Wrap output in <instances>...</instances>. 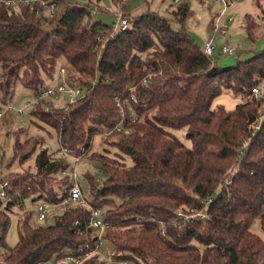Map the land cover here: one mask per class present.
<instances>
[{
    "label": "trees",
    "instance_id": "16d2710c",
    "mask_svg": "<svg viewBox=\"0 0 264 264\" xmlns=\"http://www.w3.org/2000/svg\"><path fill=\"white\" fill-rule=\"evenodd\" d=\"M48 1L63 5L49 28L29 4H0L1 87L7 96L20 81L38 94L45 87L42 72L53 78L62 58L73 80L84 85L96 80L70 108L50 112L40 102L32 112L56 129L61 146L84 145L85 157L90 154L99 163L105 178L86 175L92 197L87 200L107 208L104 238L114 246L111 259L118 264H264V239L251 230L259 219L264 232V114L258 111L261 100L252 94L264 84V50L235 65L215 64L188 32L194 12L187 3L172 12L179 29L148 10L126 15L129 27L108 38L117 17L109 27L94 19L103 0ZM111 1L121 7L126 0ZM244 21L249 32L257 26L251 14ZM150 74V82L143 84ZM224 88L244 101L231 110L213 109ZM115 95L126 109L133 107L136 121L128 109L121 116ZM121 123L131 132L112 141L120 151L115 157L90 151L101 128ZM171 129H186L192 146ZM38 145L35 136L27 137L16 143L15 155L25 162ZM2 165L0 157V174ZM69 167L68 160L44 148L34 172L4 176L9 185L0 196V264H70L64 257L93 241L87 227L91 212L75 205L51 225H33L26 213L16 245L6 243L8 211L33 193L41 201L62 204L73 183L63 175ZM60 177L61 184L54 185ZM211 197L205 208L203 201ZM177 208L205 210L211 217L174 228L170 222ZM105 263L95 254L81 264Z\"/></svg>",
    "mask_w": 264,
    "mask_h": 264
},
{
    "label": "rangeland",
    "instance_id": "374dc122",
    "mask_svg": "<svg viewBox=\"0 0 264 264\" xmlns=\"http://www.w3.org/2000/svg\"><path fill=\"white\" fill-rule=\"evenodd\" d=\"M257 0H233L230 9L223 11L221 5L216 0H206L201 3L194 2L191 5V9L194 14L189 20L188 32L197 44L201 47L205 45V42L212 40L215 51L212 55L214 63L220 67L231 66L237 64V62L244 61L251 58L257 52L264 50V0L260 1V6L256 4ZM103 7L101 11L94 14V19L108 27L115 21V14L122 9L126 15L134 16L145 13L148 10L157 11L161 16L167 17L170 20L173 18V10L176 6L172 5V0H126L120 5H115L111 0H103ZM59 6V5H58ZM60 8V9H59ZM63 5L58 7V12L61 11ZM224 13V14H223ZM251 14L254 17L257 26L248 31L245 27V15ZM221 15L220 20L216 23V18ZM234 16V20H229L230 16ZM43 26H50L51 22L45 23L42 20ZM170 24L172 28L179 29V24L175 20H171ZM110 31V28H106ZM227 45L235 49L233 55H223L221 53L222 46ZM65 67L67 69L66 75L71 76L72 70L67 66L66 61L62 58L58 60L56 65L55 74L52 78L46 72H42L41 77L44 79L43 86H54L65 81V76L60 74V69ZM0 64V73H1ZM69 82L72 84H81L79 79L69 78ZM43 88V87H42ZM41 88V89H42ZM10 94L7 96L1 87L0 78V110H3V114L0 116V157L3 159L2 171L0 174V180L7 179L4 176L13 172L35 171V158L37 154L44 148L51 153V156L56 158L61 155V147L58 134L54 127L43 122L32 110L35 103H40L41 108L43 105H50L54 109H63L67 106V100L64 95L51 96L49 98L36 101L38 94L34 89L25 86L20 81L12 84ZM261 92L264 94V84L261 86ZM244 101V97L240 93H234L232 90L224 88L222 93L212 102V108L215 109L218 106L223 105L227 110L234 109L237 104ZM23 113L18 112V108H23ZM7 107H11L12 110H6ZM21 129L24 132H21ZM170 130V129H169ZM106 128H101L100 132L94 135L91 152H99L108 154L111 157H115V153H119V149L113 146L112 141L118 139L117 136L105 137L104 133ZM171 132L179 138L187 146H192V141L186 137V129L172 130ZM35 136L39 140L37 150L32 156L25 162H21L15 155V145L17 142H23L27 137ZM84 158L82 164L77 168L79 174V183L84 191L85 197L90 201L92 200L89 183L86 177L87 174H92L93 169L99 166V163L92 160L89 157ZM118 157V156H117ZM70 167L63 172V175L72 176V170L74 168V162L68 160ZM124 163H130L129 160H121ZM93 175V174H92ZM96 177V176H95ZM104 175L99 177L100 181H103ZM61 184V177L58 178L56 184ZM58 190V187H55ZM59 196L63 194V190L59 188ZM38 195L33 193L25 198L23 204L14 206L8 211L10 223L6 233V243L9 247H13L19 240L18 224L24 218L26 213H30V221L33 225H51L57 221V218L69 209L64 203L54 205L46 202L47 204V218L45 220L38 219L37 204L39 202H45L37 198ZM35 198H37L35 200ZM73 207V206H71ZM105 212L106 206L101 207ZM251 230L261 236L264 239V232L261 228L259 219H255L251 225ZM103 257L106 260L105 264H118L111 259L114 246L105 241L104 242ZM116 262V263H115ZM127 264V262L125 263Z\"/></svg>",
    "mask_w": 264,
    "mask_h": 264
},
{
    "label": "built area",
    "instance_id": "2783aa9c",
    "mask_svg": "<svg viewBox=\"0 0 264 264\" xmlns=\"http://www.w3.org/2000/svg\"><path fill=\"white\" fill-rule=\"evenodd\" d=\"M202 1L206 0H172V5L178 6L181 3L191 4L194 2L201 3ZM223 11L230 9L231 3L233 0H216ZM22 3L29 4L32 10L38 15H41L44 19L45 23L52 22L58 13V4L55 2H50L48 0H0V4H4L8 8H18ZM224 14V13H223ZM115 16L117 17V21L112 27V32L108 38L115 37L118 31H124L129 27V18L126 14L120 10L118 11ZM221 15L216 18V23L220 20ZM229 20H234V16L231 15ZM215 46L212 40H208L205 42L203 46V51L212 56L215 51ZM221 53L223 55H233L235 53V49L229 47L227 45L222 46ZM67 69L62 67L60 69V74L65 76V81L61 82L54 86H45L42 91L38 94L36 101H40L41 99L49 98L51 96L57 95H64L67 100V106L64 107L65 109L70 108L74 104H76L81 98H83L87 94V87L90 85H95L96 80H90L91 83L89 85L84 84H72L69 82L70 74L68 71V75H66ZM152 79V75H147L142 80V83L145 84L146 82H150ZM252 94L254 98L257 100H261L259 104L258 111L262 115L264 114V94L261 92L260 88H253ZM114 100L116 101L117 106L120 108V114L123 118H125L127 114V109L131 114L132 121H136L138 115L136 114L133 107L128 104L127 109L125 108L124 102L120 95H115ZM36 104V103H35ZM28 105L26 104L23 108H18V112L23 113L25 108ZM43 109L46 111L53 112L54 108L52 106L43 105ZM62 109V108H61ZM6 110H12L11 107H7ZM3 110H0V116L3 114ZM256 129L259 128V124L255 126ZM131 132L130 128L125 127L122 123L119 124L116 128L107 129L104 133L105 137H112V136H121L123 134H129ZM61 156L66 160H72L74 162V168L72 170L71 179L73 183L70 186L69 194L64 200L63 203L71 209V206L79 205V206H86L89 208L91 212L90 219L87 223V227L91 229V234L93 236V241H88L87 243L81 245L77 252L74 254H67L64 257V261L70 264H81L86 258L100 254L103 255L104 252V242H105V231L108 228L107 222L103 218V210L101 207L92 206L87 198L84 196L83 189L79 183V174L77 172V168L82 164V161L85 157L86 147L84 145H80L78 148L73 149L66 146H61ZM94 175L99 179L102 173V169L100 166H97L93 169ZM228 183V182H227ZM9 185V180L4 179L0 180V196H5V188ZM213 197L209 198L208 200L203 201L205 208L211 203ZM38 209V219L45 220L47 218V204L46 202H39L37 204ZM210 214L205 210H199L195 208H177L174 210V216L171 219V225L174 228H183L184 225L190 222H207L210 219ZM165 233L164 230H162ZM114 262V261H113Z\"/></svg>",
    "mask_w": 264,
    "mask_h": 264
}]
</instances>
